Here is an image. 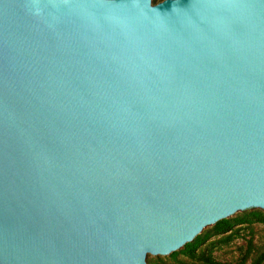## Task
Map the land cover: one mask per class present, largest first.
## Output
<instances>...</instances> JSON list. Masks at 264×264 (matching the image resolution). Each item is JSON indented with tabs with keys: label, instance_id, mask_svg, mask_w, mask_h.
Masks as SVG:
<instances>
[{
	"label": "water",
	"instance_id": "1",
	"mask_svg": "<svg viewBox=\"0 0 264 264\" xmlns=\"http://www.w3.org/2000/svg\"><path fill=\"white\" fill-rule=\"evenodd\" d=\"M258 211L264 0H0V264H153Z\"/></svg>",
	"mask_w": 264,
	"mask_h": 264
},
{
	"label": "rangeland",
	"instance_id": "2",
	"mask_svg": "<svg viewBox=\"0 0 264 264\" xmlns=\"http://www.w3.org/2000/svg\"><path fill=\"white\" fill-rule=\"evenodd\" d=\"M264 214V211H258ZM251 213H245L233 220H239ZM200 248L207 256L215 262L223 264H252L262 253H264V222H255L251 226L247 224H237L234 229L224 234H214ZM206 235V234H205ZM164 264L194 263L184 254L176 259H158L153 262Z\"/></svg>",
	"mask_w": 264,
	"mask_h": 264
},
{
	"label": "trees",
	"instance_id": "3",
	"mask_svg": "<svg viewBox=\"0 0 264 264\" xmlns=\"http://www.w3.org/2000/svg\"><path fill=\"white\" fill-rule=\"evenodd\" d=\"M164 0H153V4L156 5ZM255 222H264V214L261 212H254L248 216H245L236 221H230L228 219H223L218 221L215 225H213L212 232L214 234H224L230 232L234 229L237 224H247L251 226ZM212 236V233H207L203 237L198 235L192 242L187 243L181 253L184 254L188 259L193 261L194 263L190 264H223L215 262L210 256H207L206 253L200 252V248L208 241V239ZM173 257H176V253H172ZM155 264H164L161 262H155ZM177 264H187L183 262H178ZM230 264V263H229ZM239 264H245V262H241ZM252 264H264V253H262Z\"/></svg>",
	"mask_w": 264,
	"mask_h": 264
}]
</instances>
